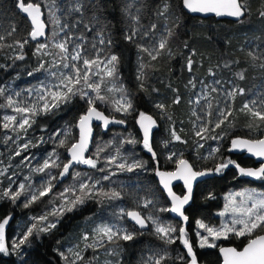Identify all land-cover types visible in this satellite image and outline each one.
Instances as JSON below:
<instances>
[{"label": "trees", "instance_id": "obj_1", "mask_svg": "<svg viewBox=\"0 0 264 264\" xmlns=\"http://www.w3.org/2000/svg\"><path fill=\"white\" fill-rule=\"evenodd\" d=\"M32 2L39 3L43 10L44 8L47 10L45 4H52L54 9H51V12L60 17L62 22L72 24L74 20L80 18L78 13L68 15L65 11L73 0ZM96 2L102 5L104 23L110 25L109 31L114 41L111 47L105 50L104 56L114 54L119 57L115 78L112 79L116 82L114 88L122 86L133 107L127 113L116 111L113 101L119 98L121 93L110 91L109 86L104 85L100 94L105 100H96L95 107L109 117L124 120L125 127L103 132L99 126H95V139L88 157L97 161L96 167L77 166L64 183L58 187L55 184L52 193L28 207L24 204L33 187L26 185L24 193L12 201L3 195L6 185L1 186L4 182H0V221L11 217L6 230L9 254L0 253V264H71L74 260L73 252L78 249L79 244L84 245V242H80L84 235L89 236L93 228L112 222L117 227L135 232L134 239L119 240L118 243L105 242L103 247L97 248L87 246V259L75 261V264H102L104 258L109 260L107 264H148L150 257L154 259L160 253H166L168 256L164 264H183L177 257L184 255L187 260V250L179 239L173 244H165L155 234V225L151 221L150 230L143 232L133 226L126 217L128 211L137 210L143 216H151L159 223L171 225L177 230L183 227L181 222L170 215L167 209L169 202L158 183V172L173 171L176 167L174 158H168L170 153L174 151L183 153V158L190 161L196 171L214 169L217 163L227 160L234 161L244 168L258 167L253 159L231 153L230 143L239 137L251 140L264 138V122L252 117L247 110L241 111L245 104L251 107L264 87V67H261L264 58L253 59L249 55L250 52L256 56L264 54V17L260 15V12L264 11V0H242L248 12L239 22L194 18L185 12L182 0H134L132 11L135 12L137 7L141 8L139 33L134 42L124 39L130 23L121 10L126 0ZM165 3L169 5L167 12L158 15V11ZM91 15L90 11L85 13V23H88V17ZM51 22H54V19H51ZM152 24L156 25L154 30L148 31L152 37L163 31L164 36H167L169 30L172 32V35L167 36V48L162 50L155 60L138 47L141 45L149 48L148 41H145L148 34L142 33ZM11 26H15L16 31L12 36H8L7 31ZM31 28L27 18L15 8L14 0H0V34L5 36V39L0 41V45H3L0 47V88L4 89L13 82L15 86L35 83L43 72L44 68L38 71L39 74L36 72L43 55L42 52L36 51L39 41L31 39L28 35ZM69 31L74 36L83 35L88 42H94L96 38V28L86 31L84 24L72 27ZM25 40L27 43H24ZM16 41L23 43V48L16 44ZM21 55L23 59L18 58ZM189 57L194 61L191 71L187 67ZM225 63L230 66L224 67ZM29 72L32 75H29ZM238 73H243L244 79H240ZM211 77L228 87L231 83L234 89L244 91L243 94L237 91L229 108L231 115L219 128L213 126L219 99L218 94L214 93L207 120L210 121L208 131L203 133L207 137L206 143L202 149L197 150L196 141L200 137L195 136L192 129L197 119L191 106V96L195 94L200 84H207ZM108 80L112 81L109 78ZM190 80L195 83L194 88L189 83ZM6 97L5 94L0 95V166H8L11 171L16 167L19 158H14L9 164L6 159L10 149L16 146L13 138L7 136L11 130L3 127L6 121L1 115L9 109ZM177 97L180 98V102L174 103ZM86 99L76 95L51 113L35 116L34 123L30 121L31 127L24 133L34 154H50L52 153L50 151H57L63 163L68 161L67 146L78 139L76 125L79 117L85 114L89 107ZM157 104H163L165 108L161 110L156 107ZM141 112L152 115L156 120L151 145L155 157L144 147L137 128ZM69 130L70 139L67 145L64 147L56 145L54 143L56 140L53 139L58 136L54 134ZM173 131L180 136V140L173 138ZM41 138L44 141L42 143ZM129 139L135 140L136 143H128ZM97 146L101 147L99 151H96ZM213 146L218 147L215 152L212 150ZM110 157H116L114 163H109ZM134 162L141 163L143 167L134 168L132 171L121 170L118 167L121 163L131 165ZM59 171L60 169L51 168V173L56 174ZM74 173H80L79 177H75V183H78L79 178L84 181L90 177L99 182L97 191H117L120 193L119 198L108 199L103 195H97L94 198H85L84 203L78 204L72 211L65 210L62 215H49V221H58L56 228L39 234L34 231L28 243L13 251L11 244L18 241L31 224L36 223L37 228L40 227L41 222L32 218L48 214L54 209L52 207L54 196L64 186L74 181L72 180ZM105 176L109 178L104 179ZM37 179L38 176H35L34 180ZM178 188L177 192L182 191ZM244 188L264 192V179L252 180L241 176L233 165L197 185L193 201L186 211L189 222L186 233L199 264H222V259L218 246L199 247L196 236V231L199 230L198 221L218 226L217 214L224 207L225 195L231 190ZM142 199H148L152 204L148 208H142L137 203ZM117 208L120 209L118 214L115 213ZM256 234L264 232L257 230L253 236ZM174 235H178V232ZM250 238L230 234L227 239L220 241V245L241 250ZM101 251L104 253L100 254ZM60 252L69 257L68 261L59 255Z\"/></svg>", "mask_w": 264, "mask_h": 264}, {"label": "snow or ice", "instance_id": "obj_2", "mask_svg": "<svg viewBox=\"0 0 264 264\" xmlns=\"http://www.w3.org/2000/svg\"><path fill=\"white\" fill-rule=\"evenodd\" d=\"M54 2V0H53ZM133 2H126L123 4L122 12L125 17L129 20V29L124 35V39L129 42H134L135 37L139 33V22H140V11L141 8L137 7L135 12L133 9ZM184 7H186L191 12L199 13H214L217 16H230V17H244L248 8L242 0H182ZM14 6L21 13L25 14L26 17L30 20L32 25L31 31L28 35L31 39L36 40L38 37L45 35V28L47 25L41 19L43 15L39 3H33L32 0H14ZM102 5L98 4L96 0H73V3L65 11L68 15L72 13L80 14V18L74 20L72 24L61 21L60 17L55 16L54 12H49V15L54 18V23L59 27V32L64 33L63 36L59 38L58 41L54 43V47L58 49L59 61H53V67L57 69H67L68 71H59L52 72L51 75L58 79V83L52 85H42L39 89L35 90L34 101L28 104L21 106L19 102L13 100L11 96L7 98V103L9 106H15V112L21 114L22 119L17 123L16 116H6L4 119L11 123H5L4 128H9L10 126L13 129L18 128L22 131H27V128L31 127V122L34 123V117L41 114L51 113L54 109H58L62 103H68L72 97L80 95L81 98H87L86 103L89 105L85 114L81 115L77 121V127L79 128V138L67 146V151L70 154V158L65 163H58L59 157L53 153L49 159L44 160L43 164L35 169L37 172H45L46 169L57 168L60 171L56 174L49 173V179L42 183L35 191L30 192L27 201L24 206L28 207L31 203L36 202L42 197L51 193L53 187L55 186L53 181H56L58 178H63L68 174L69 169L73 164H85L92 168L96 167L97 161L92 157H85L84 153L87 151L88 143L91 137V121L92 119L102 120L104 126L106 127L109 123H119L124 124V120H115L111 121L108 117L97 110L95 107L96 100L104 101L105 97L101 95V86L104 82V77L114 79L116 74L117 64L119 62V57L117 55L111 54L104 56L101 59V53L109 49L114 43L112 35L109 31L110 25L104 23V13L101 11ZM169 8V5L165 3L163 8L158 11V15H164ZM90 11L92 15L88 17V23H85V13ZM260 15L264 17V11L260 12ZM79 24H84L86 31H92V28H96V38L94 42L86 41V38L83 35L73 37V34L70 31H66L72 27H76ZM156 28L155 24L150 25L149 29L146 30L142 35H147L148 31L154 30ZM16 31L15 26H11L10 30L7 31L8 36H12ZM59 35V33H54V36ZM172 35L171 30L168 31L167 36ZM167 36L162 37L158 44L153 48L143 47L138 45L141 50L148 54L151 59L155 60L162 52L167 48ZM5 36L0 34V41H3ZM21 48H23V43L16 41ZM27 43V40L24 41ZM86 44L92 50H95L88 55L89 47H86ZM99 46H104L99 48ZM3 45H0L2 47ZM11 46V45H9ZM71 46V47H70ZM187 46V45H185ZM49 47L48 44H40L37 47V52L45 50ZM51 55V53H45ZM253 59L264 58V54L261 56H256L253 53H249ZM23 59L21 55L18 57ZM45 62H41L37 71L44 67ZM194 61L189 57L187 61L188 70H192V65ZM103 66V67H102ZM228 63H225L224 67H229ZM261 67H264V64H261ZM95 69V71H93ZM211 72V69L209 70ZM215 75V73H212ZM29 75H32L29 72ZM240 79H244L243 73L237 74ZM93 76L99 77L98 80L92 79ZM192 87H195L193 81H189ZM219 83V81H216ZM208 89V94L212 92H217L218 89L211 87L210 85H205ZM90 90L95 95H90ZM115 90L121 93L118 99L113 101L116 111H123L127 113L132 109L133 105L130 99L127 98L125 90L123 87L110 89V91ZM237 91L240 94H243V89H233L228 92L227 95L234 97L237 94ZM0 95H4V89L0 88ZM19 96V93H15ZM208 99L207 96L204 97ZM199 97L191 101L192 103H199ZM174 103H179L180 98L177 97ZM256 101L252 102L253 106L245 104L241 111L247 110V113L252 117L258 119L259 121L264 122V106L260 108L255 107ZM211 102L209 101L208 107L211 108ZM156 107L163 110L165 105L157 104ZM231 115V111L225 109L219 112V119L215 123V127L219 128L225 120ZM138 123L143 129V145L148 149L149 152H152L153 157L155 153L152 151L150 145V132L152 127L155 125V121L151 116L146 115L145 113H139ZM210 123L209 122H206ZM208 131L206 125H202L199 130L196 131V135L201 139H206L203 133ZM70 130L65 132L64 138L59 140V145L64 147L67 145L68 140L70 139ZM55 136H60L61 133L57 132ZM172 136L175 140H180V136L175 134V131L172 132ZM215 139L216 137H211ZM41 143L44 142L41 138ZM128 143H136L135 140L129 139ZM30 146L29 143L22 145L23 149H27ZM233 148H244L248 152L252 153L258 157H264V139L257 140H247V139H234L232 141ZM16 155H20V152L17 151ZM54 157V158H53ZM172 159V156L168 157ZM27 159V158H26ZM116 157H110L109 163H114ZM229 165L235 166L241 176L254 177L257 179H264V165L259 168H244L239 164H236L234 161L227 160L221 161L216 164L214 169H208L206 171H193L192 165L188 163L187 160L179 159L178 168L175 172H158V175L161 178V183L168 190V194L172 199V208L170 211L177 213L179 216L183 217L184 221H187L188 217L184 215L183 207L191 199L192 194V180L197 176H204L208 172L215 171L216 173L222 172L224 169L228 168ZM121 170L132 171L134 168L143 167L139 162H134L131 165L126 163H121L118 165ZM6 171V170H4ZM4 171H0V175L4 174ZM77 176H80V173H76ZM109 177L105 176L104 179ZM173 179H182L187 187V193L183 196H177L172 192L170 184ZM96 183H90V178L84 180L79 184V187L67 188L64 192L60 193L62 203L59 207L54 208L50 213L42 215L40 217H33L34 221H39L40 227L37 228V224H31L26 231L23 233L22 237L11 244V249L13 251L20 249L26 243L29 242V238L39 232H47L51 229L56 228L58 221H49L48 216L62 215L65 210L72 211L78 204H83L85 198H94L97 195H103L108 199L119 198L120 193L117 191L111 192H100L96 190ZM30 187V186H29ZM25 191V184H19L16 191H12L11 188L4 190L3 195L9 197L12 201L17 200ZM242 197L241 200H237V197ZM228 203L225 206L224 212L220 213L221 215H227L229 212L232 214V218L229 222H226L220 226V228H215L209 226L203 222L198 221L199 228L203 229L207 235H200L199 247H210L215 248V240L227 239L229 234H233L236 237H251L248 240L246 246L242 250H237L234 247L223 248L219 250L223 254L224 264H264V234H256L257 230L264 232V195H257L252 192L236 193L234 195L230 194ZM151 201H145V207ZM164 210V209H161ZM128 217H131L133 221L140 228L147 227V222L151 221L155 225V234H157L165 244H173L177 239L185 246L187 250V260H185L184 255L177 257L178 260L183 262V264H199L197 259L196 252L193 250V246L187 238L186 230L181 227L177 230L176 227L171 225H164L159 223L153 217L141 216L139 212L128 211L126 213ZM11 217H6L0 221V253L9 254V245L5 241V227L9 224ZM239 225V227H237ZM178 232V235H174ZM136 236L135 232H130L127 229H122L116 226L109 225H100L95 229V243L88 245L89 247H103L105 242L107 243H118L119 240L130 241L133 240ZM211 238V240H210ZM83 239L87 241L89 236L84 235ZM59 251V250H57ZM59 255L65 260L68 261L69 257L65 253L60 252ZM73 255L76 260H83V256L80 252H73ZM168 259L166 253H160L156 257L149 258L148 264H164V261ZM71 264H75V260L71 261Z\"/></svg>", "mask_w": 264, "mask_h": 264}, {"label": "rangeland", "instance_id": "obj_3", "mask_svg": "<svg viewBox=\"0 0 264 264\" xmlns=\"http://www.w3.org/2000/svg\"><path fill=\"white\" fill-rule=\"evenodd\" d=\"M45 7H46L47 10H45V8H44L43 11L45 13L46 23L48 24L49 31H48L47 37L45 39L39 41V44H38V46L40 44H48L49 45V47L47 49L41 50L42 55H43L41 62H45L46 61V63H44L43 72L40 73V75L38 76V80L35 83L15 86L13 84L14 83L13 82L12 84H10V85H8V86H6L4 88V94L7 96L6 100H7V98L9 96H11L13 98V100L19 102V104L21 106H23L25 104H28L30 102H33L34 101V97H35V90L39 89L42 85H52V84H55V83L59 82L56 77H53L51 75L52 72H59L61 70L65 71V72L68 71L67 69H57V68L53 67V63L52 62L54 60L57 61V62L59 61V55H58V52L56 51V48L54 47V43L56 41H58L59 38L64 35V33L59 32V27L54 22H51V19H54V18L49 15V12L51 11V9H54L53 5L52 4H45ZM66 31H69V29H67ZM54 33H59V35L54 36ZM164 34H165V31H163L161 34H159V35H157L155 37L150 36L151 34H148L147 36H145V41H148L149 48L151 49L156 44H158L159 40L162 37H164ZM73 37H75V36L73 35ZM86 47H89V46L87 45ZM98 47L99 48H103L104 46H99L98 45ZM93 51H95V50H92L89 47V51H88L87 54L89 55V52L91 54ZM104 52H102L100 54L101 55V59L104 58ZM45 53H51V55H48V54H45ZM93 71H95V69H93ZM36 72L38 73L37 70H36ZM92 79L98 80L99 77L93 76ZM109 79H111V78H109ZM216 81H219V83H216ZM104 85L109 86L108 89H114V87L116 86V82L114 80L110 81V80H108L107 77H104V82H103V84L101 86V89H102V87ZM205 85H210L211 87H215L216 89H218V91L217 92H212L209 95L208 94V89L205 87ZM233 89H234L233 84L230 83L229 87H228L225 84H221V81L218 80V79H214V77H213V79L211 77L207 84L206 83H204V84L202 83V84H200L197 87V89L195 91V94L193 96H191V101L196 100L198 97L200 98L198 104L191 102V106L193 108V112L196 114L195 118L197 119L193 123V126H192V129L195 132V136H197L196 135V131L199 130L202 125H206L208 127V123L206 124V122H208L207 120H208L209 110H210V108L208 107V103H209V101L212 102V100L214 99V93L218 94V97H219L218 104H217V110H216V116H215V118L213 120V126L215 127L216 121L220 118L219 117V112L223 111L225 109L229 110V108H230V106L232 104V100H233L234 97L228 96L227 93L232 91ZM85 91H89L90 95H93V96L95 95V93H92L88 89H85ZM15 93H19L20 95L17 96V95H15ZM205 96H207L208 99H205L204 98ZM255 101H256L255 106H258L257 108H260L261 106H264V87H263L262 92L259 94V96L256 98ZM15 106L16 105L9 106L8 107L9 109L7 111H5V113H3L1 115V117H2V119L4 121H6L4 119V117H6V116H16V122L17 123L22 119L21 114H18V113L15 112V110H14ZM251 106H253V105H251ZM41 115H44V114H41ZM41 115H37V117H39ZM6 123H11V122L6 121ZM8 129H10L11 132L8 131L9 134H7V136L10 137V138H13L16 146L12 147V149H10V154H8L7 157H6L7 162H8V164L11 163V161L14 158H16V157L19 158V159H17L16 167L15 168L13 167L11 169V171L9 170L8 166H4V167L0 166V171L6 170V171H4L3 175H0V182L3 181L4 184L3 185L1 183L0 184H1V186L6 185V189L11 188L12 190L16 191L18 186H19V184L24 183L25 186L29 185V186L33 187L32 191H35L42 183H44L45 181H47L49 179L48 173H51V169H46L45 172H37V171H35V169L38 168L39 166H41L43 164L44 160L49 159V157L53 153H55L59 157V160L57 161L58 163H61V162L63 163V161H62L63 159H62L61 155L57 151H50V152H52L50 154H42V153L41 154L40 153H35L34 154L33 151H32L31 146H29L26 150L23 149L22 145H24L25 143H29V141H26V137H25V133H24L25 131L19 130L18 128L13 129L11 126ZM64 133H61L62 136L60 135L57 138L53 139V140H56L54 142L56 145H59V143H58L59 140L64 138V135H63ZM205 143H206L205 139H201V138L198 139L196 141L197 150L202 149L205 146ZM100 148L101 147L98 148V146H97L96 151H99ZM217 148H218L217 146H213L212 150L215 152L217 150ZM17 151L20 152V155H16ZM0 154H1V151H0ZM183 155H184L183 153H181V152L178 153L176 151L170 153V156H172L174 158L176 165H178V160L179 159H181V158L184 159ZM86 166H87V168H92V167H90L88 165H86ZM21 169H22V171H21ZM20 173H21V175H19ZM51 174L54 175L55 173H51ZM32 175H34V176H32ZM35 176H38L37 180H34ZM72 177H73L72 180H74L75 177L77 178L79 176H77L76 173H74ZM56 181H53L54 185L56 184ZM70 182H71V180H70ZM73 182H71L68 185L64 186L60 190V192L54 196L53 201H52V204H53L52 207L53 208L59 207L61 205V203H62V199H61V197L59 195L60 193L64 192V190L67 189V188H72V187L78 188L79 184L81 182H83V180L81 178H79L78 183H75L76 180H74ZM94 182H96L94 179L90 180V183H94ZM98 186H99V183H96V188ZM53 189H54V187H53ZM53 189H52V191H53ZM52 191H51V193H52ZM244 192H252V193H256L257 195H264V192L259 191V190H255V189H245L244 188V189H235V190L229 191L224 197L225 204H224L223 209L221 211H219L218 214H217L218 217H219L218 226H212V225H209V226H212V227H215V228H220V226L222 224H224L226 222H229L231 220V218H232L231 212H229L227 215H221L220 214V213L224 212V210H225V206L228 203V199L227 198L229 197L230 194L234 195L236 193H244ZM241 199H242V197H239V196L237 197L238 201L241 200ZM145 201H149V200L148 199H142V200H140L137 203H139V205L142 208H148L152 204V201H151V203H148L146 207H145ZM59 202H60V204H59ZM153 205H154V203H153ZM155 205H156V203H155ZM115 213L116 214L120 213V209L117 208ZM9 222H10V220H9ZM103 225H106V224H103ZM107 225H108V223H107ZM109 226H116L117 227V225L114 222L109 223ZM197 226H198V223H197ZM7 227H8V225H6V227H5V241H6V230H7ZM97 227L93 228L92 233L89 235V239L87 240V243H86V241L84 239H82L83 241L81 240L80 242H84V245H80L79 244L78 245V249L75 251V252H80V254L83 256V260L87 259V255H86L87 246L95 243L94 237H95V229ZM237 227H239V225H237ZM198 229L199 230L196 231V236H197L198 244H199L200 235H207V233H205L203 229L199 228V226H198ZM197 233H199L200 235H197ZM222 239L215 240V244L219 248L222 246V245H220V241ZM210 240H211V238H210ZM103 253L104 252L101 251L100 254H103ZM74 260L76 262H80L81 261V260H76L75 257H74ZM108 261L109 260L104 258V260H102V264H107Z\"/></svg>", "mask_w": 264, "mask_h": 264}, {"label": "water", "instance_id": "obj_4", "mask_svg": "<svg viewBox=\"0 0 264 264\" xmlns=\"http://www.w3.org/2000/svg\"><path fill=\"white\" fill-rule=\"evenodd\" d=\"M41 7V6H40ZM183 8H184V10H185V12L188 14V15H190V16H192V17H194V18H200V19H203V20H206V19H210V18H215L216 20H219V21H221V20H227V21H232V22H239V21H241L244 17H240V18H236V17H230V16H217V15H215L214 13H199V12H191L190 10H188L186 7H184V5H183ZM19 11V10H18ZM41 11H42V13H43V15L41 16V19L44 21V23L47 25V27L45 28V35L44 36H42V37H38L35 41H41V40H43V39H45L46 37H47V34H48V31H49V27H48V24L46 23V17H45V13H44V11H43V9L41 8ZM20 12V11H19ZM21 13V12H20ZM21 15L22 16H24L25 18H27L26 17V15L25 14H23V13H21ZM27 20L30 22V20L27 18ZM31 24V23H30ZM31 27H32V25H31ZM97 110L98 111H100V112H102L103 114H104V116H106V117H108L111 121H115V120H121V119H118V118H113V117H109V116H107L103 111H101L100 109H98L97 108ZM146 115H149V116H151L152 117V119L155 121V125L152 127V129H151V132H150V145H152V141H153V136H154V131H155V127H156V120H155V118L152 116V115H150V114H146ZM139 119V118H138ZM125 123L124 124H119V123H114V122H111V123H109L106 127L104 126V123H103V121L102 120H96V119H92V121H91V129H92V131H91V137H90V140H89V143H88V148H87V151L84 153V156L87 158L88 157V155H89V152H90V150H91V147H92V145H93V143H94V139H95V126H99L101 129H102V131L103 132H107L108 130H110V129H113V128H124L125 127ZM137 128H138V131H139V133H140V135H141V138H142V141H143V129L140 127V124L138 123V120H137ZM77 131H78V138H79V128L77 127ZM235 139H238V138H235ZM239 139H247V138H241V137H239ZM262 139H264V138H262ZM234 140V139H233ZM232 140V141H233ZM247 140H251V139H247ZM232 141H231V143H230V152L231 153H233V154H237V155H244L245 157H247V158H250V159H253L255 162H256V164H258V167H256V168H259V167H261L262 165H264V157H258V156H255V155H253L252 153H250V152H248L247 151V149H244V148H233L232 147ZM67 157H68V159L70 158V154L68 153V151H67ZM188 161V160H187ZM188 163L190 164V165H192L191 163H190V161H188ZM77 166H86L85 164H73L72 165V167L69 169V172H68V174H66L63 178H58L57 179V181H56V186L58 187L59 185H61L62 183H64L68 178H69V176L72 174V172H73V170L77 167ZM237 171H238V169L235 167V166H233ZM177 168H178V165H177V167H176V169L174 170V171H164V172H175L176 170H177ZM256 168H252V169H256ZM192 169H193V171H196L194 168H193V166H192ZM201 171H206V170H201ZM239 172V171H238ZM217 175V173L215 172V171H212V172H208L206 175H204V176H197L195 179H193L192 180V194H191V199L189 200V202L186 204V205H184V207H183V211H184V215H186L187 216V214L185 213V209L186 208H188L190 205H191V203H192V201H193V197H194V193H195V189H196V187H197V185L199 184V183H202V182H204L205 180H208V179H211V178H213V177H215ZM247 177V176H246ZM247 178H249V179H252V180H257V178H254V177H247ZM158 183H159V187L161 188V190L163 191V193H164V195L166 196V198L169 200V202H170V209L172 208V199H171V197L169 196V194H168V190L164 187V185H163V183H161V178H160V176L158 175ZM178 185H182L183 186V188H184V191H185V194L187 193V187H186V185H185V183H184V181L182 180V179H173L172 181H171V184H170V187H171V190H172V192L173 193H175L177 196H180V195H178L176 192H175V190H174V187L175 186H178ZM184 194V195H185ZM183 195V196H184ZM183 196H180V197H183ZM131 211H136V212H139V211H137V210H131ZM140 214H141V212H139ZM170 214H171V216L175 219V220H177V221H179V222H181L182 224H183V228L186 230L187 229V226H188V219H187V221H184L183 220V217H181V216H179L177 213H175V212H172V211H170ZM141 216H143L142 214H141ZM126 217H127V219H128V221L133 225V226H135L138 230H140V231H143V232H145V231H149L150 230V224H149V222H147V227H145V228H140L139 227V225H137L136 223H135V221H133L132 219H131V217H128L127 215H126ZM188 217V216H187ZM246 246V245H245ZM221 247H223V248H228V247H232V246H221ZM220 247V248H221ZM219 248V249H220ZM243 249V248H242ZM241 249V250H242ZM238 250V249H237ZM219 255H220V257H221V259H222V264H224V257H223V254L220 252V250H219Z\"/></svg>", "mask_w": 264, "mask_h": 264}, {"label": "flooded vegetation", "instance_id": "obj_5", "mask_svg": "<svg viewBox=\"0 0 264 264\" xmlns=\"http://www.w3.org/2000/svg\"><path fill=\"white\" fill-rule=\"evenodd\" d=\"M176 167H177V165H176ZM176 167H175V169H176ZM193 168H194V167H193ZM175 169H174V170H175ZM174 170H173V171H174ZM178 187L181 188L182 191L177 192L176 189H177ZM179 188H178V189H179ZM160 189H161V188H160ZM174 190H175V192H176L178 195H180V196H183V195L185 194V191H184V188H183L182 185L175 186V187H174ZM162 192H163V191H162ZM167 200H168V199H167ZM168 202H169V200H168ZM168 208H169V209H168ZM168 208H167V209H168V211H169V213H170V202H169V206H168ZM186 211H187V208L185 209V213H186ZM170 215H171V214H170ZM144 217H145V216H144ZM148 222H149V221H148ZM149 224H150V223H149Z\"/></svg>", "mask_w": 264, "mask_h": 264}]
</instances>
